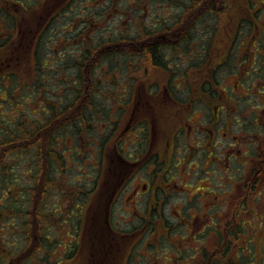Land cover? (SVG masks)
Returning a JSON list of instances; mask_svg holds the SVG:
<instances>
[{"label": "trees", "instance_id": "obj_1", "mask_svg": "<svg viewBox=\"0 0 264 264\" xmlns=\"http://www.w3.org/2000/svg\"><path fill=\"white\" fill-rule=\"evenodd\" d=\"M61 1L0 0V6H3L0 8L2 9L0 20L4 22L5 29L7 28L6 37L0 40V106L1 104L5 107L8 106L11 111L17 107L18 110L17 114L6 111L0 113V116L5 118L0 120L3 122L0 126V264H24L31 261V258L34 260V262L31 261V264H63L76 259L78 254L83 251L88 252L87 264H104V257H114L118 251H122V259L123 253L127 251V246L132 250L130 256V252L128 253L131 259V256H135L133 249L139 242L145 244V247L151 251L150 253H155L157 256L164 254V250H170L172 255L175 250H182V256L179 257L180 264H185L189 257L196 255L197 249L186 248L185 244L178 247L176 242H172L177 233L182 235V240L190 239V237L185 238L187 231L186 229L184 231L183 225L164 218L162 227L164 231L158 236L155 234L158 230L157 224L152 221L156 218L155 215L158 211L156 207H152L150 219L139 216L130 221H115V210L107 209V204H105L109 198L104 202V198L98 196L101 190L103 196L104 190H109L121 180L117 173L119 167L116 164H113V167L108 171L103 172L106 147L118 129L116 125L113 126L116 123L110 117V126L107 128V132H104L105 128H102L101 131L98 130V121L102 118V110L97 108L95 103L91 107L93 105L91 98L97 88L96 83L98 84V80H94L93 71L97 69L103 58L109 60V57L123 52L132 56L139 55L140 65L138 66L140 69L133 73L135 82L132 91L127 97L122 93L117 98L116 104V110L120 113L125 112V107L130 110L134 105L133 94L137 96L146 92L140 90L139 86L149 81L153 67L165 68L163 64L169 59V54L166 52L172 46L177 44L184 46V50L192 49L193 44L188 41V38L193 30L190 28L196 19L202 20V17L209 14V18L204 22V25H207L215 16L221 30L219 34L225 33L226 37H229L230 31L234 28L231 27L232 25L230 26L228 18L236 17L234 14L232 15V12L235 11L231 3L232 0H226L225 6L227 7L222 10H218L212 0H195L192 5L185 7L182 16L172 28L157 32L154 30L156 26L148 23L146 27L149 30H144L147 32H144L140 38L110 41L105 47L101 44L92 50L90 47L83 49L87 53L86 57L82 62L77 63L83 83L71 103L64 105L60 98L55 101L42 98L39 109L42 114L49 112L50 116H44L43 122L32 121L27 116L25 106L30 105L28 103L32 96H25L27 94H24L23 89H16L11 93L10 82L8 84L4 82L10 80L12 75L20 76V72L18 71V74L11 73L8 76L6 67H11L13 64L10 61L13 60H17L18 65L22 59L24 62L26 59L28 60L27 53L30 47H34V39L39 33L42 35L43 29L55 17L57 6ZM14 5H17L18 8L11 10V6ZM230 14L231 16H229ZM64 16H68V11ZM44 19L46 20L43 24ZM239 20V26L237 25L235 28L236 34L240 35V30L245 22L250 24V31L257 29L252 25V17L243 19L240 17ZM27 37H32V39L26 49ZM225 38H222L223 41ZM249 39L252 38L248 34L238 38L236 48L238 49L237 46H242ZM213 41L212 47L206 49V58L198 63L201 68L212 71L211 75H203L206 79L205 82H201V86L205 91L214 90V84L217 89L220 86L218 82L221 80L219 75L214 73L212 64L218 63L214 61L212 55L213 50L219 48L216 38ZM224 47L227 49L228 45ZM160 51L162 56L159 54ZM47 62L45 60V63ZM22 67L24 68L25 65ZM216 67L219 69L221 64L218 63ZM191 80L196 79H193L192 76L188 79L187 89H189ZM10 93L11 97L8 96ZM126 98L127 100L124 101ZM111 109L113 110L112 107ZM72 124L76 125L74 127L79 142L78 149H74V151L73 148L66 147L64 143L60 147L58 138L60 132L67 131V126ZM14 128L15 130H13ZM117 136L118 133L114 139ZM119 146H121V142H118V150ZM115 149L116 144L110 150L112 153L107 154L111 160L117 156ZM113 150L115 151L113 152ZM27 153L34 156L33 160L23 165L24 169L15 166L16 161L12 160L21 158L24 156L23 154ZM114 160L117 162V157ZM68 165L70 168L76 167L80 176L75 178L71 171L66 172L69 168ZM51 168L54 170L53 175L50 173L52 172ZM115 173L117 174L114 175ZM58 179L69 182L71 194H66L62 190L63 184ZM24 180H30L28 186L24 185ZM103 180L105 181L103 182ZM82 182L86 183V187ZM41 192H43V199L37 202L38 194ZM54 197L56 199L53 201ZM66 202H70L71 205H66ZM51 225L54 228L57 227L59 231L55 230L50 233ZM69 229H72L73 236L68 235V237L74 240H67V243L59 240ZM245 235L248 237L247 232ZM156 241H159V244H156ZM189 241L195 243L196 238ZM35 242L36 246L34 247ZM63 243L67 246L68 251L58 255V248ZM219 247H224L225 254L229 250L235 249L234 256L217 259L215 256L211 257L209 251L205 249L202 253L203 259L211 260L209 264H264L263 257L258 260L259 262L257 261L258 248H255L257 245L250 238L245 240L236 238L234 243H225L220 239ZM31 252L33 254L30 256ZM173 257V264H177L175 256ZM56 258L58 260L54 263Z\"/></svg>", "mask_w": 264, "mask_h": 264}, {"label": "rangeland", "instance_id": "obj_2", "mask_svg": "<svg viewBox=\"0 0 264 264\" xmlns=\"http://www.w3.org/2000/svg\"><path fill=\"white\" fill-rule=\"evenodd\" d=\"M16 1L18 2V0ZM194 1L195 0H62L57 6V14L55 17L43 29L41 32L42 35L39 33L36 39H34V47H30V50L27 53L29 55L28 60L26 59V62H24L22 59L19 62V65L16 63L17 60H13L10 61V63H12V66L14 67H6L8 76L11 73L18 74V71L20 72V76L12 75L10 78L8 77L10 80L5 81L4 83L8 84L10 82L9 88L11 89V93H13V90L23 89L24 94H27L25 96H32L30 97L32 99H30L28 103L30 105H25L27 116L32 121L43 122L44 116L48 115L49 117L50 113H41L39 103L42 101V98H47L49 101H55L57 98H60L64 105L70 104L71 100L75 97L76 92L81 88L83 81L81 78V71L77 66V63L79 61L82 62L86 57L87 53L86 51H83V49L90 47L92 50L101 44L105 47L110 41L140 38L144 32H147L144 30H149V28L146 27L148 23L156 26L154 30L157 32H162L164 29L172 28V26H174L177 20L182 16L185 7L192 5ZM212 2L218 10H222L227 7L225 6L226 0H212ZM231 3L235 8L232 15L234 14L236 17L228 18L230 26L232 25L231 27L234 28V30L232 29L230 31L229 37H226L225 33H222V35L219 34L221 30L215 16L212 18L211 23L207 25H204V22L205 19L209 18V14H206L204 16L205 18L202 17V20L196 19L194 23L195 27H193V25L190 28H193V30L190 32L188 38V41L193 44L192 49L184 50V46H179L177 44L172 46L171 49L166 52L169 54V59H167V62L163 64L165 68H152L149 81L147 80L148 82L139 86L140 90H145L146 92H142L138 97H136L135 94V97L133 98V107H131L130 110L125 107L126 110L124 113H120L116 110L117 98L122 93H124L127 97V95L129 96L132 91V87L135 82L133 73L140 69L138 66L140 65L139 55L132 56L123 52L109 57V60H105V58H103V60H101L98 64L97 69L93 71L94 80H98V84L96 83L97 88L91 98L93 103L91 107H93L95 103L97 108H101L102 110V118L98 121V130L101 131L102 128H105L106 130L104 132H107V128L110 126V117H112V120L116 123L113 124V126L116 125L118 129L116 131V133H118L117 138L114 139L116 137L115 133L111 142L106 147L107 153L104 157L103 172L108 171L109 168L113 167V164H117L114 160L117 156L111 160V157L107 154L112 153L110 150L113 146L115 147L116 143L118 145V141H124L123 144L125 146V148L123 146H119V148H130L129 152H131L132 149L136 147L137 142L142 139L146 141V135L148 139V146L146 143L144 144V146L148 148V150L146 149L147 152L144 155L145 158L141 157L138 160H135V164L132 165L130 169L125 171V186L127 187L128 184H130L128 191L124 194L122 193L118 195L117 200L115 201L116 204L113 207L115 210V221H130L143 215L144 205L140 204L137 207L135 206V201L138 200V198L134 196V191L139 189L142 192L144 189L143 184L148 181H151L153 184L154 171L160 165V162H164L166 160L168 161V158L165 159L168 153L165 140L159 137V132H157L155 139L151 141L150 129L156 128L157 131H160L162 129H171L175 126L172 129L173 131L176 127L181 125L183 121L176 125L177 122L173 124V121L168 119V113L171 111L182 115L181 117H183V114H188L189 116L194 113V117H197L198 114L201 116L202 114L201 110L197 109V103L189 105L190 107H188V105L185 107V105L181 104L172 106L173 104L169 103L166 93L173 92L174 96L178 97V99L182 100V102L190 100L188 97L185 99V97L189 94L187 93L189 90L187 89L188 79L191 76L194 79L212 74L210 69L207 70L205 68H201L198 63L203 58H206V49H210L212 47L214 42L213 40L215 38L219 43V48H215L213 50L212 56L214 61L221 64V67L218 69L216 67L218 63H212L214 65V73L219 75V78L221 79V86L224 88H231L234 80V74H236V70L239 68L238 66L241 61L240 59L244 54L242 53L240 55V59L238 58L239 61L237 62L238 52L236 42L238 38L248 34V36L252 38L248 41V43H252L257 40L258 37H264V0H232ZM3 5L6 6L7 4ZM13 8L15 9L18 7L17 5L11 6V10ZM1 10L2 9H0V11ZM70 10H72V12H70ZM67 11L68 16L66 17L64 14ZM229 16H231V14ZM240 17L242 19L252 17V25L253 27H257V29L250 31V24L245 22L243 23L242 30H240V35L236 34L237 31L235 28L237 25L239 26ZM45 20L46 19H44L43 24ZM206 22L208 23L210 21ZM222 38H225L224 41ZM31 39L32 37H27L26 49L30 45ZM246 42L247 40L245 43ZM258 42L259 41L254 42L255 49L259 48L257 45ZM227 45L228 47L226 49L224 46ZM237 47H240V45ZM260 50L263 52L264 56V50ZM159 54L162 56L161 51ZM259 58L262 60L261 56H259ZM45 60L48 62L45 63ZM24 65L25 67L23 68L22 66ZM255 66H252L253 70L258 67V65ZM259 68L262 69V66ZM246 69L247 68L244 66L241 71H246ZM252 69L249 67L251 73L253 72ZM188 75H190V77H187ZM261 79L263 80L262 82L253 77L254 86L250 88L248 95L255 96L253 93L254 90L264 83V78ZM200 82H202V79H200V81L196 79L189 82L192 91H200ZM150 84L153 86H149ZM11 93L8 95L9 97H11ZM191 94L194 95L195 93L191 92ZM98 96L99 98H97ZM5 98L7 99V97ZM126 100L127 98L124 101ZM158 103H161L163 106ZM161 109H163L162 115L160 114ZM4 111L14 114H17L18 112L17 107L11 111L8 106L5 107L1 104L0 113H4ZM111 112L112 114L110 115ZM147 118L152 121L150 124H148L149 120L147 121ZM186 118L184 121H186ZM2 119H5L4 116H0V120ZM131 119L132 122H130ZM2 123L3 122L0 121V126ZM200 123H202L201 120ZM74 125H68L67 131L60 132V135L58 136L60 147L62 146V143H64L66 147L73 148V151L74 149H78L79 142L77 140ZM13 130H15V128ZM123 131H126V133L123 134ZM121 133L122 136H120ZM241 135L243 136V133ZM192 138L193 137L190 138L188 144H191V142L194 144ZM82 141L84 142L83 139ZM181 143V154L175 152L176 154L170 158V168L172 169V174H174L172 183L169 186H166L168 182L164 177L158 178L154 182V185L157 186L158 189L160 188V194L165 195L166 193V198L162 200L164 202L167 201L168 204L161 207L165 208L164 212L168 216H172L171 219L173 220V223L176 222L174 220L177 218V214L181 212L182 205L192 207V209H189V212L195 214L196 205L206 207L214 203L215 206L221 207L218 212L214 211L213 215L219 219L220 226L223 228L232 221V223L238 222L235 218L237 208L234 207L235 204L238 206V203L241 200H248L251 209V219L253 218V214L258 213V215H261L264 212V203H258V198H261L263 195H259V190L252 192L249 188H247V177L234 180V191L232 195L220 191L209 199L211 201L210 202L208 200L210 196L204 191L206 186H201V183L203 181V184H211V182L209 180V182L204 181L205 178L202 181L196 179V172H198V170L193 171V169L197 166V160L195 157L196 152H192L194 155L189 159H186V148L184 147L183 139L181 140ZM114 151L115 150H113V152ZM188 152H190V150ZM156 154L161 157L159 163H153L151 161L153 156H156ZM23 155L24 156L21 158L18 157L12 160L16 161L15 166L21 168L23 165L27 164L28 161L33 160L32 157L34 156L30 155V153ZM183 156L184 159L179 162L178 159L183 158ZM210 161L206 160L202 164V167L209 166L211 164ZM52 164L54 163L52 162ZM176 165H178L177 168ZM222 165L226 166V162H223ZM198 167H200V165ZM208 168L209 167H207V169ZM21 169H24V167ZM51 171L52 172L50 173L53 175V168H51ZM69 171L73 173L75 178L78 175L80 176L76 167H69L66 172ZM200 175V177H203L202 175L205 176L206 174L202 173ZM239 175L241 176V174ZM227 176V173L221 170L217 180L213 176L211 177V181L215 185L214 191L220 189L221 185L226 183ZM58 180L63 184L62 190H64L66 194H71L72 190L69 182L65 180L61 181L60 179ZM29 182L30 180H24V185L28 186ZM82 183L86 187V183ZM200 187L203 188L201 189ZM114 188L115 187L112 186L109 190H107L105 201H107ZM201 193L203 194L201 195ZM42 196L43 192L38 194L37 202L38 200L41 201L43 199ZM147 197V195L141 196L144 200ZM54 199L56 198L54 197L53 201ZM226 201L228 203H226ZM66 205L71 204L70 202H66ZM161 207L160 209H162ZM231 208L234 209V214L232 210H230ZM160 209H158V213L160 212ZM178 217L179 219L186 218H183L182 215H179ZM68 221H70V218H68ZM254 222H256V220H254ZM197 223L200 224V222H192V224H195L193 233L197 232ZM257 223H262V220L259 217ZM157 224L158 230L155 234L160 236L164 231L162 230L163 225H161V223ZM259 229L260 228L258 227V230ZM55 230L59 231L57 227L54 228L51 225L50 233L55 232ZM47 232L49 233L48 229ZM68 235L73 236L72 229H69L68 232L64 233L62 236L60 235L61 237L59 240H62L65 243H67V240L73 241L74 239L68 237ZM182 238V235L177 233V235L174 236V239L170 240H172V242H176L178 247H181L184 245V240H182ZM65 243L58 248V255H62L68 251ZM155 243L159 244V241H156ZM170 244H168V247H170ZM256 245L258 248V261L261 257L264 258V228L261 230V235L256 239ZM35 246L36 242L34 244V247ZM145 246V244L139 242L133 249V255L135 256H131V259L129 256L131 255L132 250H130V247L127 246V251L126 253H123L124 257L122 259V251H118L114 257H104V264H173V256H175L177 264L181 263L179 257L182 256V250H175L173 252L174 255H172L170 250H164V254L157 256L155 253L151 254V251ZM185 246L189 249H198V253L189 257L188 262L185 264H200L202 259L198 258V256L201 245L199 243L188 241L187 244L185 243ZM260 249L262 250L260 251ZM166 251L168 252L165 253ZM140 253H142V255H140ZM32 254L33 253L31 252L30 256ZM86 258L88 259V252L86 253L83 251L78 254L76 259L63 264H87L88 262H86ZM57 260L58 258L54 259V263H56ZM31 261L34 262L32 258ZM31 261L25 262L24 264H31Z\"/></svg>", "mask_w": 264, "mask_h": 264}, {"label": "flooded vegetation", "instance_id": "obj_3", "mask_svg": "<svg viewBox=\"0 0 264 264\" xmlns=\"http://www.w3.org/2000/svg\"><path fill=\"white\" fill-rule=\"evenodd\" d=\"M1 7L3 6H0V8ZM6 29L4 22L0 20V40H3V38L6 37ZM257 41H259L257 43L259 48L255 49L254 42ZM254 42H247L248 44L244 43L243 46H240L237 49V62L240 59V55L242 53L244 54L240 59L239 68L236 70V74H234V80L231 88H224L220 85V81L218 82L220 86L217 89L214 84V90L209 91L203 90L202 86L199 88L200 91H192L191 86H189V90L187 92L189 94L185 97V99L188 97L190 100H185L184 102L174 96L173 92L166 93L169 103L173 104L172 106L181 104L185 105V107H187V105L190 107L189 105L197 103V109H200L202 114L201 116L198 114L197 117H194V113L189 116L188 114H183V117H181L182 115L171 111L168 113V119L172 120L173 124L177 122L176 125L183 121L181 125L176 127L173 131L172 129L175 126L171 129H162L160 131H157L156 128L150 129L151 141L155 139L157 132H159L158 136L165 140L168 151L165 159L168 158V161L166 160L164 162H160V165L154 171L153 184L151 181H148L143 184L144 189L142 192L139 189L134 191V196L138 198V200L135 201V206L137 207L140 204L144 205V213L141 216L148 217V219H150L152 207H156L158 210L161 206L168 204L167 201H163L166 198V193L165 195L160 194V188L158 189V187L154 185V182L156 179L164 177L168 182L166 186H169L172 183L174 174H172V169L170 168V158L176 154L175 152L181 154L182 139L184 140V147L186 148V159H189L194 155L192 152H196L195 157L197 160V166L193 169V171L198 170V172H196V179L202 181L205 178L204 181L209 180L211 182V184H203V181L201 183V186H206L204 191L210 196L208 200L220 191L232 195L234 191V180L247 177V188H249L252 192L259 190V195L262 194L263 196L258 198V203H264V83H262L260 87L255 90V87L253 88L255 96L248 95L250 88L254 86L253 77L257 78L258 81L260 80V82L263 81L261 78H264V56L263 52L260 50H264V37L260 36ZM259 56L262 57V60ZM253 65H258V67L253 70ZM244 66L247 68L246 71H241ZM260 66H262V69L259 68ZM249 67L252 69V73L249 70ZM194 79H198L199 81L202 79V82H205L206 78L197 77ZM191 92L195 93L196 96L195 94H191ZM138 96L140 95H137L136 97ZM134 97L135 94H133L132 98ZM158 104L162 105L161 103ZM160 114H163V109H161ZM185 118L186 121H184ZM148 120L149 119L147 118V121ZM200 120L202 123H200ZM130 122H132V119ZM151 122L152 121L149 120L148 124ZM125 133L126 131H123V134ZM242 133L243 136L241 135ZM120 136H122V133ZM191 137H193L192 140L194 141V144L192 142L191 144H188ZM118 142H121V146L125 148L123 144L124 141ZM145 143L148 146L147 135L146 141L142 139L137 142L136 147L132 149L133 152H129L130 148L123 149L120 147L118 150L116 143V166L119 167H117V173L120 176L121 181H118V183L114 185L115 188L111 191L107 203L105 202L107 191H103V196L101 195L102 190L98 194V196L104 198V202L107 204V209H113L118 195L122 193L124 194L128 191L130 183L127 187L125 186V171L130 169V167L135 164V160H138L141 157L145 158L144 155L148 150V148L144 146ZM189 150L190 152H188ZM160 159L161 157L156 154V156H153L151 161L153 163H159ZM183 159L184 156L183 158L178 159V161L180 162ZM206 160H211V164L207 166L209 167L208 169L205 166L202 167V164ZM223 162H226V166H223L224 164L222 165ZM199 165L200 167H198ZM177 167L178 165H176V168ZM221 170L227 173V180L226 183L221 185L220 189L214 191L215 185L212 183L211 177L213 176L217 180ZM202 173H205L206 175H202L203 177H200V174ZM239 174H241V176ZM104 181L105 180H103V182ZM200 188L202 189L203 187ZM202 194L203 193H201V195ZM142 195H147L148 197L144 200L141 198ZM226 203L228 202L226 201ZM234 208H237L235 218L238 222L232 223V221L223 228L220 226L219 219L213 215L214 211L218 212L221 207L215 206L214 203L206 207L196 205L195 214L189 212V209H192V207L182 205V210L180 212L182 214L178 213L177 218L174 221L185 227L184 231L185 229L187 231V237L185 236V238L190 237L189 240L196 238L195 243H199L201 245L198 256V258L202 259L200 264L211 263V260L205 261L202 257V253L205 249L209 251L211 257L215 256L217 259H227L234 256L235 249L232 251L229 250L227 254L223 252L224 247H219L220 239H222V241L224 240L225 243H234L236 238L241 240L250 238L253 243H256L257 237L261 235V230L264 228V212L261 215H258V213L253 214V218L251 219L249 202L245 199L241 200L238 203V206L235 204ZM230 210H232L234 214V209L231 208ZM164 211L165 208L160 209L159 213L157 211L155 215L156 218L152 219V221H155V224L161 223L164 225V220L167 218L170 219V221L172 220V216H168ZM179 215L186 218L179 219ZM258 217L262 220V223H257ZM254 220H256V222H254ZM192 222H200V224L197 223L198 229L196 233H193L195 224H192ZM258 227L260 228L259 230ZM246 232L248 237L245 235ZM189 240L184 239V242L187 244ZM261 250L262 249H260V251ZM196 253H198V249ZM247 254H249V252H247Z\"/></svg>", "mask_w": 264, "mask_h": 264}]
</instances>
